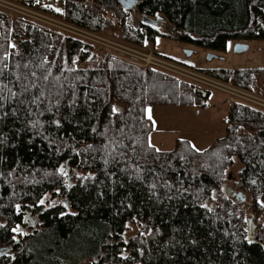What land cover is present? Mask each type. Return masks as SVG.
Instances as JSON below:
<instances>
[{
  "label": "trees",
  "instance_id": "trees-1",
  "mask_svg": "<svg viewBox=\"0 0 264 264\" xmlns=\"http://www.w3.org/2000/svg\"><path fill=\"white\" fill-rule=\"evenodd\" d=\"M58 1L61 9L24 3L140 48L159 38L209 51L264 40V0H138L136 10ZM145 16L165 21L157 29ZM180 64L264 97V66ZM210 96L0 12V264H264V227L250 240L249 219L223 190L238 161L236 189L264 202V112L226 100V134L204 150L188 139L170 150L150 142L149 107L208 110ZM29 216L41 228L26 233ZM130 226L139 231L127 238Z\"/></svg>",
  "mask_w": 264,
  "mask_h": 264
},
{
  "label": "rangeland",
  "instance_id": "rangeland-1",
  "mask_svg": "<svg viewBox=\"0 0 264 264\" xmlns=\"http://www.w3.org/2000/svg\"><path fill=\"white\" fill-rule=\"evenodd\" d=\"M48 3L54 7V9H61L58 0H48ZM2 4L3 3L0 1V5ZM105 4L106 8L112 7V5L117 4V1L105 0ZM136 16L139 17L138 14H136ZM52 17L45 20L50 23V26L48 24L47 26L60 28L62 20ZM164 26L167 27L166 23L163 24V27ZM103 36L105 39L108 38V40L112 39L118 41L108 36ZM93 39L96 41L97 38ZM238 43L247 45L249 50L245 53L237 54L235 52V46ZM126 45L134 48L135 51L141 54H152L154 57L155 55L160 54L171 57L179 63H189L197 68L223 67L233 69L264 66V40L231 41L226 51H209L204 48H198L194 44L177 43L166 38H159L155 45L147 44L145 48H140L131 44ZM187 50L192 52L190 56H187ZM138 56L140 55L138 54ZM191 73L194 74L185 73V76H187L189 80L191 79L192 81L199 82L203 85L202 87L205 85L215 88L216 85L211 79L205 78V75L195 71ZM231 98H233V96L231 94L229 95L228 92L223 93L222 91L211 90V107L208 110L159 106L149 107L146 112L154 122V132L150 138L151 144L160 150H170L173 148L177 139H188L198 150L206 149L216 139L223 137L226 134V128L222 123V120L226 117L228 111V103L226 100L232 101ZM241 169V164L238 161H235L234 165L227 173V177L230 180L225 184L223 190L240 206L241 210L244 211L245 217L249 219V225L252 221L254 230L257 231L264 227V202H261V207L254 206L251 204L249 198H245L244 195L236 189L234 183L237 180L238 173ZM75 173L82 174L81 171H76ZM241 196L244 199L242 202L240 199ZM259 210H261L260 213H258ZM40 228L41 224L38 221L37 216H29L24 229L26 233L39 230ZM138 231L139 229L137 226H130V230L126 233V237L129 238L135 235Z\"/></svg>",
  "mask_w": 264,
  "mask_h": 264
},
{
  "label": "built area",
  "instance_id": "built-area-1",
  "mask_svg": "<svg viewBox=\"0 0 264 264\" xmlns=\"http://www.w3.org/2000/svg\"><path fill=\"white\" fill-rule=\"evenodd\" d=\"M0 1L3 3L2 5H0V12L6 14L10 18L25 17L35 22L41 23L43 25L46 24L45 26H47V24L50 26V23L45 20L50 19L52 16L38 12L28 7L24 3L25 0H20V1L0 0ZM52 18H55V17H52ZM61 22L62 23H61L60 28H54L55 26L50 27V28L59 30L75 38L90 42L96 45L98 47V50L101 51L102 53L104 52L107 54H111V55L120 57L122 59H125L127 61H130L132 63L145 66V67L146 66L154 67L156 69L166 71L172 75H175L182 79H186L188 81H191V82H194V83H197L203 86L199 82L192 81L191 79L189 80V78L185 76V73L194 74V73H191L193 71L203 74L197 70L186 67L183 64H180L178 62H174L172 60L162 58L158 55H155L154 57L152 54L147 55V54L138 53L137 51H135L134 48H131L130 46L122 42L114 41L112 39L108 40V38L105 39L103 38L104 36L101 34L88 31L84 28L70 24L63 20ZM93 38H97L96 41ZM138 54L142 57L138 56ZM205 78L211 79V81L216 85L215 88L204 85L206 89L222 91L223 93L228 92L229 95L231 94L233 96V98H231L232 101L241 102V103L250 105L264 112V97H261L256 94L250 93L248 91L236 88L234 86H231L227 83H224L218 79L209 77L207 75H205Z\"/></svg>",
  "mask_w": 264,
  "mask_h": 264
},
{
  "label": "water",
  "instance_id": "water-1",
  "mask_svg": "<svg viewBox=\"0 0 264 264\" xmlns=\"http://www.w3.org/2000/svg\"><path fill=\"white\" fill-rule=\"evenodd\" d=\"M102 1V4H103V7H106V4H105V0H101ZM120 6L126 8L127 10H136V6L138 4V0H118L117 2ZM144 24L146 25H150L154 28H160V24L163 23L165 21V19L163 17H159L157 19H151V18H148V17H143L142 18ZM249 50V47L247 45H244V44H241V43H238L236 44L235 46V52L237 54H242V53H245ZM191 51L187 50L186 51V54L187 56H190L191 55ZM254 235H255V230H254V226L252 224V221L250 222V240H253L254 239ZM8 249L5 248L2 250V253H5L7 252Z\"/></svg>",
  "mask_w": 264,
  "mask_h": 264
},
{
  "label": "bare ground",
  "instance_id": "bare-ground-1",
  "mask_svg": "<svg viewBox=\"0 0 264 264\" xmlns=\"http://www.w3.org/2000/svg\"><path fill=\"white\" fill-rule=\"evenodd\" d=\"M260 112V111H259Z\"/></svg>",
  "mask_w": 264,
  "mask_h": 264
},
{
  "label": "snow or ice",
  "instance_id": "snow-or-ice-1",
  "mask_svg": "<svg viewBox=\"0 0 264 264\" xmlns=\"http://www.w3.org/2000/svg\"><path fill=\"white\" fill-rule=\"evenodd\" d=\"M115 110V109H114Z\"/></svg>",
  "mask_w": 264,
  "mask_h": 264
}]
</instances>
